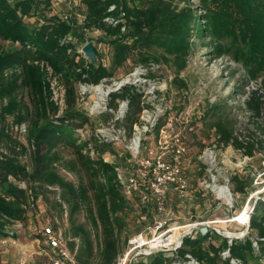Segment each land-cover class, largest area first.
<instances>
[{"label": "trees", "instance_id": "obj_1", "mask_svg": "<svg viewBox=\"0 0 264 264\" xmlns=\"http://www.w3.org/2000/svg\"><path fill=\"white\" fill-rule=\"evenodd\" d=\"M79 1L86 7L82 23L76 18L68 21L56 13L46 18V11H55L60 0H0V40L12 45L11 49L0 45V120L6 123L13 118L18 126L27 124V141L34 150L29 169L19 160L20 151L26 152L28 148L14 140L5 127L0 129L8 150L2 152L0 147V238L13 237L11 230L28 221L32 207H36L44 192L59 188L60 209L63 212L65 204L69 213L70 227L65 237L77 263L117 264L122 256L121 236L127 226L124 216L130 203L146 202L144 211L148 213L154 206L160 208L148 185L142 188L143 193L125 194L115 166L106 161L107 153L116 151V144L93 138V157L90 142H80L77 130L89 121L87 112L77 110L80 84L97 85L114 77L113 70L122 67L135 53L144 56V66L149 65L152 55L147 54L155 47L176 52L181 64L190 56L192 39L209 36L217 42L215 49L219 55L233 54L236 61H243L249 81L257 84L246 94L244 105L262 140L244 142L224 120L213 126L223 146H232L252 158L264 144V0H210L202 21L192 7L180 9L174 0ZM112 6L116 9L110 12ZM41 14L42 23L34 28L28 25L29 18ZM110 17L123 18L124 22L115 26L106 22ZM92 30L102 32L100 42L113 49L111 67L98 62L101 54L93 42L90 41L96 51L95 63L79 53L69 40L87 43L86 32ZM226 38H231L232 43H226ZM54 79L66 91L63 111L53 100ZM260 79L263 80L259 84ZM173 84L185 87L178 79ZM141 97L138 88L126 86L112 95L111 106L118 100L129 99L133 108L141 109ZM162 127L160 123L156 127L157 135ZM61 148L73 150L76 174L83 178L79 186L59 172ZM12 179L25 183L27 188H21ZM230 185L234 193L248 196L251 185L246 180L234 176ZM144 193L150 200H143ZM82 211L87 212L92 230L78 222ZM195 233L185 237L176 251H158L130 264H174L187 260V255L199 264H231L230 259L222 256L227 250L243 264H264V200L259 199L253 207L249 234L233 239L232 244L211 229L205 228L198 236Z\"/></svg>", "mask_w": 264, "mask_h": 264}, {"label": "rangeland", "instance_id": "obj_2", "mask_svg": "<svg viewBox=\"0 0 264 264\" xmlns=\"http://www.w3.org/2000/svg\"><path fill=\"white\" fill-rule=\"evenodd\" d=\"M78 4L80 6H77ZM174 4L180 9L192 7L202 21L205 19V6L210 5L211 2L210 0H174ZM54 8L55 11H46V18L49 19L56 13L68 21L76 18L82 23L86 17V7L81 5L79 0H63L61 3H57ZM42 18V14L36 15L29 18L27 23L30 26L33 25L31 27L34 28L42 23ZM102 37L103 33L98 30L86 32V38L89 41L87 43L93 42L101 54L98 62H103L111 67L114 51L107 44L100 42ZM69 40L75 43L79 53H83V47L87 43H82L79 39L70 38ZM216 43L206 35L203 38L194 37L190 56L181 64L178 62L176 52L155 47L147 55H152V63L149 65L154 64L156 69H149L147 78L151 80L152 84H157L158 96L150 99L140 92L142 94L141 109L137 106L133 108L130 103L129 112L118 122L115 120L116 116L109 111L92 115L91 107L96 101L93 92L85 96L84 101L81 100L77 106L78 111L88 113L89 121L84 128L89 131V136L94 137L97 129L102 125L117 124L116 127L125 132L122 138L124 144H128L140 126H143L142 118L145 108L151 109L157 114L160 113L158 119L163 127L159 135L154 130L146 136L143 135L145 138L142 149L143 156L161 155L165 160L171 161L172 151L163 148L165 144L171 143L176 136L181 137L186 143L187 152L183 160L186 187L182 189L170 187L161 208L158 210L154 206L150 213L144 211L146 202L134 200L130 203L127 214L124 216L127 226L121 236L122 256L117 264H125L126 261L128 263L133 258L132 262L147 258L161 249L176 251L181 243L170 244L168 240L175 237L181 227L188 225L199 224L194 230L196 236L205 228L219 234L237 235L240 238L249 234H246L247 221H235V218L241 216L246 209L250 214L256 201L264 200V144L260 148L258 147L260 153L257 152L252 158L248 157L232 146H223L219 142L213 126L217 121L224 120L229 124L235 136L244 142L256 143L262 140L244 105L246 94L257 84L249 81L243 61H236L233 54L219 55L215 49ZM226 43L231 44V38H226ZM0 45L5 49L12 48L11 44L3 43L1 40ZM143 57V55L135 53L122 67L113 70L114 77L101 84L106 88L111 86L116 89L139 67H149V65L144 66L145 64L141 62ZM176 79L183 81L185 87L179 88L173 84ZM261 80L263 79H260L259 84ZM137 81L136 79L132 80V82ZM179 84L181 83L178 82ZM54 87L56 97H58V87L56 84ZM136 87L141 91L144 89L140 85V81L136 83ZM120 90L121 88L117 91ZM111 100L110 96L107 102L109 109L111 107L116 109L122 101L118 100L117 104L111 106ZM4 127L14 140L28 148L26 152L20 151L19 160L31 169L34 150L27 141L28 125L18 126L13 118H8L6 123L0 120V129ZM163 132L166 137L161 138ZM73 134L76 137L77 133ZM77 137L82 144L87 142L86 138L78 135ZM0 139H2L0 141L2 152H7L6 139L2 136ZM91 145L94 146L93 142ZM116 145L115 152L107 153L111 164L115 167H123L127 174H136V167L130 162L123 144L116 143ZM60 156L62 157V161L58 164L60 174L66 180L79 186L83 178L76 174L78 168L75 167L76 157L73 150L61 148ZM95 156L96 154L93 157ZM234 176H239L251 185L248 189V196L234 193L230 185L231 178ZM12 181L21 188H27L23 182L15 179ZM215 186H226L231 193V200L219 198ZM61 195V189L49 188L36 203V207H32L28 221L24 224H16L11 230L14 236L0 239V264H7L9 260L10 264H49L50 259L47 256L36 255L37 252L35 255L32 254L33 248L27 255H23L24 258H21L20 244H30L37 239L41 244L36 240L38 242L36 251L41 252L46 249L43 245L44 239L38 235L40 225H51L66 239L65 234L70 227L69 213L65 204L63 212L60 209ZM77 218L79 223L86 224L92 230L87 212H80ZM210 236L213 237L214 234L210 233ZM94 240L97 241V238L94 237ZM66 241L68 243L67 239ZM152 241H162V243L158 248H151L149 244L142 245L143 242ZM27 248H29L28 245ZM189 262L187 259L176 263L189 264Z\"/></svg>", "mask_w": 264, "mask_h": 264}, {"label": "built area", "instance_id": "obj_3", "mask_svg": "<svg viewBox=\"0 0 264 264\" xmlns=\"http://www.w3.org/2000/svg\"><path fill=\"white\" fill-rule=\"evenodd\" d=\"M62 0H60L61 2ZM116 9L115 6H112L110 8V12H113ZM106 22L118 25L122 24L123 18L116 19L114 17H110L106 19ZM126 27H123L122 31H125ZM48 71L51 73V69L47 68ZM155 70V65L151 64L149 67H139L134 74H131L121 82L116 89L109 87H105L104 85L97 84V85H91V84H80L78 89V96H79V102L84 101L85 96L89 95L90 93H94L96 96V101L91 107V113L92 115L103 113L104 111H109L113 115L116 116L115 120L118 122L122 120L126 114L129 112V105L130 100H122L116 109H113L111 107L108 108L107 102L108 98L116 92L118 89H122L126 86L136 87V83H139L144 88L142 91L139 90V92L144 93V96H147L148 98H157V89L158 86L156 83L152 84L151 80L147 78L148 70ZM133 79L138 80L137 82H132ZM105 81V80H104ZM54 84L58 87V97H56V90L54 87ZM102 87V92L108 91L106 96H103V100H100V91ZM52 90H53V100L56 102L58 106H60L61 111L65 109L66 102H65V88L64 86H61L57 80L52 81ZM144 117L142 118L143 126H140L138 131L135 133V136L129 140L128 144H124L122 141L123 136L125 135V132L121 130V128H117V124H107L102 125L99 129H97V132L95 133V136H89V131L85 128H79L77 132L80 134L81 137L86 138L88 142L93 140L95 138L96 140L100 141L101 143L106 144H116V143H122L125 147V150L127 154L129 155V160L132 162L136 167V174L130 175L127 174L125 169L123 167H115V172L117 173V176L120 180V184L122 185L125 194L131 195L136 192H142V188L145 185H148V188L151 191V194L155 197L157 200V203L159 205V208L163 205L166 195L168 194L167 191L170 187L176 186L177 189L185 188L187 185L186 177L184 173V166H183V160L185 157V154L187 152V147L185 141L179 137L176 136L171 143L168 145L165 144L163 148H166L168 151H172V160L167 161L163 158L161 155H148L143 156L142 149L144 147L145 138L148 133L155 131L156 127L158 126L160 118V113H155V111L145 108L143 112ZM165 133L161 135V138L166 137L164 135ZM161 143V141H160ZM90 142L88 147L91 150L92 155L96 154L95 149L91 145ZM153 153V152H151ZM106 161L109 163H112L111 160L106 158ZM218 197L221 199L226 200V196L224 193L218 194ZM143 200L148 201L150 200L149 195L145 194L143 195ZM252 212V211H251ZM38 235H40L44 239V244L46 249V255L50 259L51 264H78L76 260V254L71 251L69 248V245L66 241V239L63 237L62 233H58L57 230L52 227L51 225L43 226L41 225L38 230ZM230 244H232L233 239L229 238ZM138 241L137 239L135 240ZM182 244H180V247ZM254 246L257 248V243L254 244ZM178 249V248H176ZM222 256L224 259H230L231 264H243L242 261L238 259L232 258L230 251L227 250L222 253ZM134 259V258H133ZM125 264L132 263V260ZM187 259H189V264H199V262L193 258L191 255H187ZM179 262V261H178ZM174 264H180V263H174Z\"/></svg>", "mask_w": 264, "mask_h": 264}, {"label": "bare ground", "instance_id": "obj_4", "mask_svg": "<svg viewBox=\"0 0 264 264\" xmlns=\"http://www.w3.org/2000/svg\"><path fill=\"white\" fill-rule=\"evenodd\" d=\"M100 88H101V89H99V90H101L100 91V95H101L100 96V100H103V96H106L108 91L102 92V87H100ZM215 191L218 194L224 193L225 196L227 197L226 198L227 201L231 200V193H230L229 189L226 186H223V187L215 186ZM235 221H242V222H246L247 221V224H249V222H250V214L248 212V209H246L245 212L241 216H239L238 218L236 217ZM194 226H196V225L194 224V225H188V226H185V227H181L180 228L181 230L178 231L176 236L175 237H171L168 240V242H170V244H172V243H177V244L181 243L182 237H184L185 235L189 234V232L192 230V228H194ZM161 243H162V241H157V242L156 241H152V242H149V243L143 242L142 245H144V244L148 245L149 244V245H151V248H158Z\"/></svg>", "mask_w": 264, "mask_h": 264}, {"label": "water", "instance_id": "obj_5", "mask_svg": "<svg viewBox=\"0 0 264 264\" xmlns=\"http://www.w3.org/2000/svg\"><path fill=\"white\" fill-rule=\"evenodd\" d=\"M83 53L85 54V56H86L91 62H93V63L96 62L97 57H96V51H95V49H94L93 44H91V43H87V44L83 47ZM252 213H253V210H252V212L250 213V218H251ZM198 226H199V224H198V225L196 224V226H194V228H192V230L189 232V234H192V233L194 232L195 228L198 227ZM249 231H250V222H249V224H248L246 234L249 233ZM189 234H187V235H189ZM221 234H223V235H225L227 238H231V239H238V238H240V237L237 236V235H226V234H224V233H221ZM187 235H185L184 237H182V239H181V244L183 243L184 238H185ZM177 248H180V246H178ZM158 251H164V250L161 249V250H158Z\"/></svg>", "mask_w": 264, "mask_h": 264}, {"label": "crops", "instance_id": "obj_6", "mask_svg": "<svg viewBox=\"0 0 264 264\" xmlns=\"http://www.w3.org/2000/svg\"><path fill=\"white\" fill-rule=\"evenodd\" d=\"M41 226V225H40ZM8 238H12V237H8ZM8 238H5V239H8ZM1 239V238H0ZM37 240V239H36ZM36 240H34V241H32V243H30V244H20L21 245V248H20V250H19V252H20V255H22L21 256V258H24L25 256H23V255H27L28 254V252L29 251H31L32 250V248L34 249V251H32V254H34L35 255V253H36V255H41V256H47L45 253H46V251H45V249L44 250H42L41 252H38V251H36L37 250V243L39 242V244H41V242L40 241H36ZM27 245L29 246V248H27ZM33 255V256H34ZM48 257V256H47ZM10 262V260L9 261H7V264H10L9 263ZM11 264H13V263H11ZM49 264H51L50 262H49Z\"/></svg>", "mask_w": 264, "mask_h": 264}]
</instances>
